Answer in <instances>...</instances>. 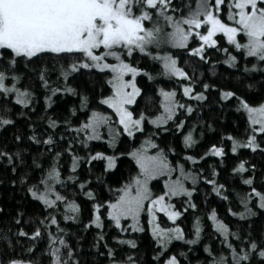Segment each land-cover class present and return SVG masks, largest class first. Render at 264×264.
<instances>
[{
  "label": "snow or ice",
  "instance_id": "obj_1",
  "mask_svg": "<svg viewBox=\"0 0 264 264\" xmlns=\"http://www.w3.org/2000/svg\"><path fill=\"white\" fill-rule=\"evenodd\" d=\"M144 58L158 70L140 67ZM217 64L239 82L250 80L246 91L207 82L205 71L217 75ZM81 77L90 87L77 83ZM145 79L151 94L141 86ZM66 97L78 102L55 115L57 99ZM213 104L215 111L237 113L245 135L222 134L202 154H189L205 129L216 130L201 115ZM146 125L154 130L139 146L117 151L121 137L135 141ZM10 128L17 148L0 146V169L11 173V187L22 196L15 213L0 207V218L7 215L0 223V264H191L189 254L205 234L195 199L201 184L208 186L205 215L219 247L203 243L200 264H264V228L253 227V218L264 220V173L257 187L256 165L241 158V150L264 155V0H0V132ZM161 132L179 137L183 163L169 158L175 148L166 152L153 139ZM229 152L238 161L232 177L247 186L235 192L242 210L231 207L232 194L219 179ZM122 156L135 171L113 187L106 177ZM210 158L216 163L206 170L201 162ZM154 181L162 183L158 192ZM209 195L229 202L228 216L247 227L233 230L215 208L208 210ZM81 198L89 203L86 223ZM25 203L36 211L29 214ZM189 213L194 218L186 231ZM93 229V258L82 261L81 241ZM143 234L153 244L150 261L139 254Z\"/></svg>",
  "mask_w": 264,
  "mask_h": 264
},
{
  "label": "trees",
  "instance_id": "obj_2",
  "mask_svg": "<svg viewBox=\"0 0 264 264\" xmlns=\"http://www.w3.org/2000/svg\"><path fill=\"white\" fill-rule=\"evenodd\" d=\"M219 54H213L212 59L216 60L218 58ZM183 62V60H182ZM52 62L49 61V64ZM140 67L148 69L150 71H156L158 70V67L153 65V62L148 60L147 58H144L139 61ZM188 67V66H186ZM190 70V68H189ZM201 71H205L204 69H201ZM216 72L217 75L213 76L211 72L205 71L204 79L207 82H215L218 86H223L226 88H234L237 91L244 93L246 91V84L248 82H251L250 80H245L244 82H239L237 77L235 75L230 76V73L233 72L232 69H228L223 64H217L216 66ZM53 79H55V74H53ZM88 77H81L77 83L80 84L82 87H90L88 85ZM141 78H138L140 80ZM165 85H168V82H164ZM141 86L145 88V91L152 93V89L148 87V83L145 80H141ZM163 86V85H162ZM257 87L259 88V83H257ZM98 90V89H97ZM36 91L39 93L41 90L39 88L36 89ZM94 95V93H93ZM210 95V99H211ZM73 102L75 101V98L73 97H66L64 99H57V103L54 105L55 109V115L57 116H63L66 114L67 108L71 107ZM43 100L41 97V102L39 105H37L38 111L36 114L32 116V121L39 123V117L43 115V112L40 111L42 106ZM142 103V102H141ZM216 105H212L211 107H205L201 115L203 116V119L207 121L208 123H211L213 127L216 129L213 131H208L205 129V134L202 140H200V143L193 149L187 150L189 154H196L200 155L204 150H206L211 144L213 143H219L220 136L222 134H232L233 136H236L238 138H243L245 135V123L244 121L239 117L237 113L232 111L231 109H225L223 112L215 111ZM110 111V110H109ZM49 113H52V110H49ZM18 124L21 128V130L27 132V125L23 122L22 118H18ZM189 122H192L190 119ZM44 125H41L43 127ZM152 127L150 125H146V132L144 134H137V138L135 141L128 139L127 137H121V143L117 146L118 152H126L131 150L132 146H139V144L144 140L146 136L150 134L151 131H153ZM15 132V129L10 128L8 131L0 132V146H3L7 144L8 148L12 151H15L17 148V145L12 140L13 134ZM155 139L156 143L160 145V147L164 148L165 151H168L169 147L175 148L176 152L175 154L169 153V158L175 163L177 160L180 162H184L183 157L185 155V150L183 148V145L179 139V137H173L171 133H163L161 132L159 137H153ZM29 143V142H26ZM95 149L101 150V151H108L111 153L110 149H107V145L95 143ZM20 147H23L21 145ZM37 146L33 145L32 150L35 152ZM227 148V145H226ZM81 154H83V150H80ZM154 151V150H153ZM241 158L245 159L249 162V164H255L257 169V179H256V186L259 187L260 180H261V173H264V155H261L259 153H251L249 150H241ZM238 161L235 157L231 155L229 152L228 157L226 158L225 164L222 168H219V171L221 173L219 179L220 182L226 183L228 187L229 193L232 194V203L231 207H233L234 210H242L239 208L238 201L235 199V192H244L247 191V186L242 185L240 183L239 177H232V168L235 166V164ZM70 163V160L66 158L65 167L68 166ZM96 164V167L94 171L97 175L100 174L102 171V168L99 163L94 162ZM216 163L215 158H210L206 163L201 162L203 164L204 168L207 170L209 164ZM186 166H189L186 164ZM82 171V178H90L93 181V186H95V177H88L87 172ZM135 171V165L134 162H132L127 156H122L117 164V169L115 170V174H110L109 177H106V180L108 183H111L113 187L118 186L117 181L123 182L124 179H127L129 172H132L134 174ZM10 172H5L3 169H0V179H4L5 183L3 185H0V207H3L5 209L6 213H15L18 207L21 206L20 204V198L22 196V193L19 192V190H13L10 184ZM162 187V183L153 182V190L159 191ZM200 191L196 194V202L199 205V212L197 215H200L204 218V224H205V234L202 240L201 245L197 246V251L190 253L191 258V264H200V261H203L204 254H203V243H207L212 245L214 248L219 247V243L217 238L212 236V229L210 226V222L206 219V206L203 199V193L207 189L208 186L201 184ZM98 194L102 197L107 196V191L103 187L96 189ZM82 204H83V221L86 223L89 219V203L84 202L83 198H81ZM24 209L31 214L32 212L36 211V209L33 207L32 204L25 203L22 205ZM229 206V202L227 201H221L219 198L215 197L214 195H209L208 197V205L207 209L210 210L211 208H215L217 210V213L220 218L224 219L227 223L230 224V226L235 230L237 227H247L248 221H240L237 218L228 216L227 214V207ZM193 215L191 213L186 214V218L184 219L183 226L185 227L186 231L191 230L192 222H193ZM255 220V223L253 224L254 229L259 230L261 228H264V220H261L260 218H253ZM7 220V215L0 218V223H3ZM72 231H77V226L72 225L71 226ZM94 229L90 230L87 233H84V238L81 241L84 255L82 256V261H90L93 257L88 255V252L90 250V245L93 241V234ZM109 242L111 243V233L109 234ZM140 247H139V254L141 258L145 261H150L152 256V241L151 237L147 234H143V238L138 241ZM185 247L186 246H182ZM40 248H43V242L40 245ZM177 251L181 250L180 248H176ZM104 259V258H101Z\"/></svg>",
  "mask_w": 264,
  "mask_h": 264
},
{
  "label": "rangeland",
  "instance_id": "obj_3",
  "mask_svg": "<svg viewBox=\"0 0 264 264\" xmlns=\"http://www.w3.org/2000/svg\"><path fill=\"white\" fill-rule=\"evenodd\" d=\"M151 126V125H150ZM152 127V126H151Z\"/></svg>",
  "mask_w": 264,
  "mask_h": 264
}]
</instances>
